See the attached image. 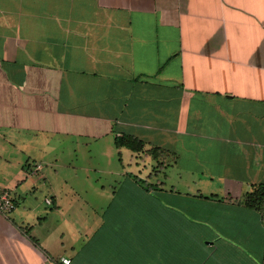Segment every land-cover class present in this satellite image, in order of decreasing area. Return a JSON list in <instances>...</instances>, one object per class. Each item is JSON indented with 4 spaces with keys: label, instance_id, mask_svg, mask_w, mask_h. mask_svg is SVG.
<instances>
[{
    "label": "crops",
    "instance_id": "crops-1",
    "mask_svg": "<svg viewBox=\"0 0 264 264\" xmlns=\"http://www.w3.org/2000/svg\"><path fill=\"white\" fill-rule=\"evenodd\" d=\"M260 183L264 0H0V264H263Z\"/></svg>",
    "mask_w": 264,
    "mask_h": 264
},
{
    "label": "trees",
    "instance_id": "trees-1",
    "mask_svg": "<svg viewBox=\"0 0 264 264\" xmlns=\"http://www.w3.org/2000/svg\"><path fill=\"white\" fill-rule=\"evenodd\" d=\"M115 145L117 148L126 147L135 153L144 152L145 142L138 137L131 134H123L116 136ZM151 156L158 162L159 167H166L171 160L169 152L161 147L155 146L150 150ZM237 204L243 205L250 211H254L260 214L261 223L264 228V183L253 184V188L247 191L242 197L235 199ZM36 243L37 240L33 239ZM252 258L261 259L264 264V238L261 244H257L256 249L250 251Z\"/></svg>",
    "mask_w": 264,
    "mask_h": 264
},
{
    "label": "built area",
    "instance_id": "built-area-1",
    "mask_svg": "<svg viewBox=\"0 0 264 264\" xmlns=\"http://www.w3.org/2000/svg\"><path fill=\"white\" fill-rule=\"evenodd\" d=\"M46 202L50 204L51 199L47 198ZM16 208L17 203L11 193L7 189L0 187V212L4 215H8L14 212ZM62 261L64 264H69L71 262V259L67 257H62Z\"/></svg>",
    "mask_w": 264,
    "mask_h": 264
},
{
    "label": "rangeland",
    "instance_id": "rangeland-1",
    "mask_svg": "<svg viewBox=\"0 0 264 264\" xmlns=\"http://www.w3.org/2000/svg\"><path fill=\"white\" fill-rule=\"evenodd\" d=\"M128 152H132L131 150L128 151ZM140 154V153H139ZM142 154V153H141ZM144 155V154H143ZM149 170H150V173H151V177H154L155 174H157L158 172H160V175L162 177V174L163 173L162 171H164L163 167H159V164L158 162H156V160L154 158H151V166L149 165ZM159 170V171H158ZM170 175L176 179V171L175 170H170ZM107 177H111L110 175L107 176V175H104L103 178H107Z\"/></svg>",
    "mask_w": 264,
    "mask_h": 264
}]
</instances>
